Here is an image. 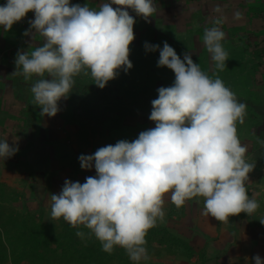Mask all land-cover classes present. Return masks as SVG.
<instances>
[{
	"label": "rangeland",
	"instance_id": "374dc122",
	"mask_svg": "<svg viewBox=\"0 0 264 264\" xmlns=\"http://www.w3.org/2000/svg\"><path fill=\"white\" fill-rule=\"evenodd\" d=\"M263 4L0 0L4 243L27 218L100 264L126 216L155 231L131 264H264Z\"/></svg>",
	"mask_w": 264,
	"mask_h": 264
},
{
	"label": "trees",
	"instance_id": "16d2710c",
	"mask_svg": "<svg viewBox=\"0 0 264 264\" xmlns=\"http://www.w3.org/2000/svg\"><path fill=\"white\" fill-rule=\"evenodd\" d=\"M113 89L110 83H102L98 89V97L104 99ZM100 222L103 224L100 233H106L107 238V250L99 251L100 264L114 263L116 260L118 264H131L130 254L140 252L145 244L155 238V231L151 232L152 225L142 220L132 222L129 217L120 216ZM21 224L23 227L14 221L10 227L2 225L8 243H4L0 231V264H49L53 256L59 254L60 257H65L69 250L76 257L73 260H79V256L96 260L95 255L99 249L96 248L94 234L83 239L75 231L66 230L53 237L32 227L27 218L21 219ZM115 250L119 251L118 256Z\"/></svg>",
	"mask_w": 264,
	"mask_h": 264
},
{
	"label": "crops",
	"instance_id": "0c3cea01",
	"mask_svg": "<svg viewBox=\"0 0 264 264\" xmlns=\"http://www.w3.org/2000/svg\"><path fill=\"white\" fill-rule=\"evenodd\" d=\"M245 5L247 4V2L246 3H244ZM259 4H254V6H251L252 8H249V9H251V11H252V9L253 10H256V11H258V9H256V8H254L255 6H258ZM264 5V4H263ZM163 9L164 10H166V6L164 5V7H163ZM244 11V17L243 18H246V15H248V13H250V12H248V9H244L243 10ZM152 13V12H151ZM175 13H173V15H174ZM261 16V15H260ZM264 50V49H263ZM263 50L262 51H260V53H262L263 52Z\"/></svg>",
	"mask_w": 264,
	"mask_h": 264
}]
</instances>
